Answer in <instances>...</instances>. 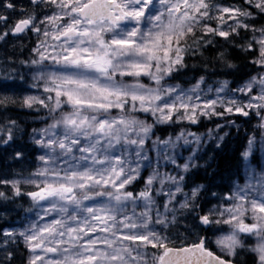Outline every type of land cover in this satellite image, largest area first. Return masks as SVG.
<instances>
[{
	"label": "snow or ice",
	"instance_id": "snow-or-ice-1",
	"mask_svg": "<svg viewBox=\"0 0 264 264\" xmlns=\"http://www.w3.org/2000/svg\"><path fill=\"white\" fill-rule=\"evenodd\" d=\"M29 3L36 7L42 3L51 6L52 15L38 19L33 11L0 34V40L9 32L15 36L31 31L37 36L38 46L33 52L39 58L32 61L37 66L34 79L44 82L46 93L55 94L54 98L51 95L47 98L54 99L49 111L61 114L46 128L34 130L39 135L34 142L44 153L38 157L41 167L24 182L36 187L28 193L39 209L36 220L18 233L5 230V243L0 247H6L9 239L15 242L16 236L21 237L30 253L27 264H149V260L152 264H232V260L206 247V237L180 248L169 246V237L161 228L167 229L177 222L178 209L174 205L178 202L179 210L195 214L194 219L198 217L201 225L221 232L215 240L221 253L235 257L237 250L243 249L254 254L255 264H264V180L255 191L251 183L243 187L235 185L225 194L224 203L215 204L200 215L203 206L196 201L202 186L193 187L189 195L184 191V174L198 166L192 161L207 141L182 132L177 141L185 146L197 145L183 164L169 154L170 149L178 146L177 141L152 142L158 154L155 166L145 150L157 124L184 120L196 124L201 117L233 112L247 117L251 113L246 109H252L264 129V73L253 76L237 89L228 90L226 83L221 84L215 89L216 98L204 101L199 94H190L197 93L198 85L178 91L162 83L165 77L184 67V54L189 51L186 42L195 37L198 27L202 25L205 34L223 37L227 42L232 35H239L241 28L250 29L240 17L255 13L243 7L214 5L207 0H29ZM245 3L264 14V0ZM3 7L15 10L11 0ZM213 9L219 15L212 16ZM8 19L0 15V23ZM214 19L218 21L215 28L205 23ZM229 20L233 23L229 24ZM251 30L259 36L254 35L247 47L257 46L258 55L253 63L264 67V26ZM49 37L55 43L49 44ZM193 43L199 47L212 41L199 37ZM223 56L221 53L219 58ZM126 77L133 82L127 83ZM142 77L154 81L156 87L143 84ZM229 92L243 93L247 102L234 95L226 99ZM16 102L0 98V105ZM37 103L49 107L36 96L24 97L21 107L32 108ZM65 106L68 111H63ZM136 112L151 114L153 122L138 119L132 115ZM8 124L5 144L12 139L15 121ZM4 132L5 128L0 126V133ZM219 139L222 141L223 137ZM252 143L250 139L241 159L245 171L254 175L250 161ZM161 159L174 166L173 172L159 170ZM149 167L152 172L144 178L142 170ZM140 179L144 180L141 191L127 190ZM8 183L15 189V195L21 194L20 181L0 180V184ZM157 196L163 200V212L157 205ZM180 196L183 200H179ZM249 219L251 223L246 222ZM245 238L254 243L246 247ZM149 246L159 254L149 253ZM11 259L12 253H8L7 264Z\"/></svg>",
	"mask_w": 264,
	"mask_h": 264
},
{
	"label": "trees",
	"instance_id": "trees-1",
	"mask_svg": "<svg viewBox=\"0 0 264 264\" xmlns=\"http://www.w3.org/2000/svg\"><path fill=\"white\" fill-rule=\"evenodd\" d=\"M234 1L242 3V0ZM250 9L255 15L247 18L246 23L253 27H262L264 14H259L254 7ZM200 37H203L205 41L211 40L212 43L200 44L198 47L193 43L196 38L189 39L185 45L189 51L184 54V67L172 73L173 81L185 85L203 77L206 81H224L230 87H235L259 72L261 66L253 63L257 57V47L255 44L253 49L247 47L251 41L249 29L241 28L239 35H232L227 42L225 38L211 34ZM35 44V39L30 37L21 39L20 42L5 49H0V87H16L17 84L22 88L27 87L28 72L24 70L27 59L31 61L32 55L26 59V52L32 53ZM221 53L224 54L223 59L219 58ZM228 65H232V67H228ZM13 100L17 101V99ZM21 103L17 101L15 104L0 105V125L15 121V131L8 143H4L7 135L0 133V180L24 177L35 170L38 146L29 137L31 130L40 126L45 119L60 115L59 111L55 113L49 111L52 105L49 107L41 105L39 110H31L21 107ZM232 118L233 120L225 124L222 129L223 140L218 142L220 147L216 146L217 143L208 144L205 149L195 155V164L198 166L185 174V189L193 185L202 186L196 201L203 206L200 213L205 214L213 205L221 203V200L224 201L225 194L231 192L233 184L241 181L244 166L241 153L244 152L250 135H257L259 120L256 114L251 113L247 117L241 114L233 115ZM214 125L215 121L211 119L206 122L200 121L198 125L183 122L156 125L153 130L159 137H166L177 134L183 128H185L184 130L205 131L208 128H213ZM17 153L21 155L17 156ZM252 156V160H254L256 154L253 153ZM142 176L145 178V174L142 173ZM143 181V179L138 180L127 190L138 193L143 188ZM19 189L21 194L15 195L14 190H8L0 184V193L4 194L0 196V232L2 227L18 222L19 219L33 211L34 202L28 195L29 192H32V188L20 186ZM213 193L216 195L213 196ZM189 215L185 226L176 224L167 231V234H176L177 237L179 232H185L184 244L196 242L203 235L207 240L210 236L209 233L213 232L211 226L202 227L198 223V217L194 219L195 214ZM178 245V240H171L169 246ZM245 245L250 246L249 239L246 240ZM206 246L212 249L210 242L206 241ZM8 253H12L10 264H25L29 251L24 243L12 241L7 247L6 254L8 255ZM222 255L238 264H255L254 255L246 251L238 252L235 257ZM5 264H7V260Z\"/></svg>",
	"mask_w": 264,
	"mask_h": 264
},
{
	"label": "rangeland",
	"instance_id": "rangeland-1",
	"mask_svg": "<svg viewBox=\"0 0 264 264\" xmlns=\"http://www.w3.org/2000/svg\"><path fill=\"white\" fill-rule=\"evenodd\" d=\"M207 2H209L211 4H214V5H220V6L243 7V8H247L249 10H251L250 9L251 7H254V6H250V5L246 4L245 0H242V3L238 2V1L235 2L234 0H207ZM35 10H36L35 13H36L38 19H43V17L45 15H52V7L49 6V5L43 4V3L40 4L39 8L35 7ZM210 14L212 16H214V17L219 15V13L217 11H215V9H213ZM247 18H249V17H240V19L243 20L245 23H246ZM205 23H209L211 27L215 28V27H217L218 21L214 19V20H212L210 22L209 21H205ZM228 23L232 24L233 22L231 20H229ZM221 27L225 31L229 30L225 26H221ZM251 28L259 29L261 27L250 26V29H249V33L251 35V39H252V37L254 35L255 36H259V33L258 32L254 33L251 30ZM48 30L50 32L52 31L51 29H48ZM31 35L36 40V44H35V47H34V48H36L38 46V38L33 32H32ZM204 35L208 36L210 34H205V32L203 31V26L201 25L200 27L197 28L196 33H195V37H189V39L198 38V37L204 36ZM29 37H27L26 39H28ZM40 39H43V36H41ZM20 41L21 40H18L14 44H16V43H18ZM48 43L52 44V43H55V42L51 39V37H49ZM14 44L6 43V39L0 40V49H5L6 47L14 45ZM33 49H32V53L29 52V51L26 52V55H27L26 59H27V57L29 58V55L30 56L32 55V57H31L32 60L31 61H29L27 59L26 68L24 70L25 72H28L27 77H28L29 81H27L28 82L27 83V87H23L22 88L18 84L16 85V87H14V86L0 87V98L8 97L11 100L17 99V101L22 102L23 98L26 97V96H36V97H39L41 99H44L46 104L51 106L54 103V99L52 101H49L47 98H48L49 95L53 96V98H54L55 94L54 93H46L44 91V82L42 80L34 79V76L37 73V66L33 65L32 61L35 60V59H38L39 57L37 56V54L35 52H33ZM6 51H7V49H6ZM49 51H51V48H49ZM257 55H258V51H257ZM45 63H47V61ZM261 73H264V67H260L259 72L257 74L248 77L247 79L243 80L241 83H239L235 87H230L224 81H218L217 80V81L211 82V81H206L205 79H201V78L195 80L192 83L182 85V84H179V83L173 81L171 79V76L170 77H165V79H164V81L162 83L166 87L167 86L176 87L178 91L179 90L187 91V90H190V89H193V88L197 87V85H198L197 93H190V94H192L193 96H195L196 94H199L200 97H201V101H204V100H207V99H215L216 95H217L215 89L219 88L221 86V84L226 83L228 90L237 89V88L243 86L246 82L250 81L253 76H259ZM118 79H119V77H118ZM125 81L127 83H132L133 79L131 77H126ZM141 82L143 84L149 86V87H156L155 82L150 80L148 77H142L141 78ZM210 88L212 89V91H209ZM258 90L259 89L257 87V91ZM220 95H225V93H220ZM233 95L235 96L236 99L244 100L245 102H247L248 97H246L243 93H235V94H233V93L229 92L226 95L225 98L226 99L227 98H231ZM253 95H255V93H253ZM194 102H196V101H194ZM253 102L256 103L257 101H253ZM40 107H41V105L37 103L34 107L29 108V109H31V110H39ZM68 110L69 109L66 106L63 108V111H68ZM217 110L218 111H222V109H220V108H218ZM246 110H248L252 114H255V110H252V109H246ZM113 115H116V110H113ZM132 115L136 116L140 120L146 121L147 123H152L153 119H154L151 116V114H149V113L136 112V113H133ZM233 115H240V114L233 112V113H225L224 116H212L210 118L209 117H201L199 119L198 123L192 124V125H198L200 121L206 122L207 120L213 119L215 121L214 127L213 128H208L205 131L184 130L185 128H183V129H180L179 132L177 134H175V135H170V136H166V137H159L153 130V132L150 134L151 139H148L146 141V144H145L146 154L151 159V161L153 163V166H155L157 158H158V154H157V151L153 150L152 142L157 140V139H159V140L177 141V137L182 132L183 133H193L196 136H200V137L203 138V140L207 141V143H205V144L200 146L201 150H203V149H205V147L208 144L218 143L220 141L219 138L221 137L222 129L225 126V124H227V123H229V121L233 120V118H232ZM59 116L53 117L51 119H45L41 123V125L38 126L34 130H36L38 132L40 129L46 128L49 124L53 123L54 120L57 119ZM256 117L259 120L258 132L256 133L257 135H250V137L247 140L246 147L244 149V151H245L248 148V142L251 139L253 141V143H252V148H251L250 161H251V169L254 172V175H251V173L245 171V164H244L242 179H241L240 182H235L233 184V186L231 188V191L234 189L235 185L239 184L241 187H243L246 183H251L252 185H254L255 188L253 189V191H255V190L259 189L261 181L264 180V129H262L260 127V124H261L260 118L257 115H256ZM44 118H46V117H44ZM181 122L191 124L187 120L176 121V122H173V123H181ZM167 124H171V123H167ZM167 124H157V125H167ZM217 125H222L223 127L220 128V129H217V127H216ZM0 126H3L5 128V132L4 133L7 135V128L9 127L8 122L3 123ZM34 130H31V133H30V136H29L32 141H35L36 139H39V135H35L34 134ZM209 130H212L211 133H209ZM14 131H15V125L12 127V134L14 133ZM177 145L178 146L176 148L170 149L169 154L176 156L177 163H179V164H183L185 162V160H187V158L190 156L192 148L193 147H197V145H195V144L190 145V146H185V145H183L182 141H177ZM200 151H198L197 153H199ZM43 153H44V150L41 149L38 146L37 155H36V159H37L36 160V168H35V170H33V172L31 174H29L27 176H24V177L6 178V179H1V180H4V181H20V183L18 184V187H20V186H28V187L32 188V191H35L36 187H35L34 184L26 183L24 181H26L30 176H32L33 173L36 172V170L39 167H41V162L39 161L38 157L40 155H42ZM253 153L256 154L254 160H252V157H253L252 154ZM192 162L195 163V159ZM160 163H161V167H160L159 170L161 172H165V171L173 172V168H174L173 165L165 164L162 159L160 160ZM151 172H152V168L151 167L142 170V173L145 174V178L148 175H150ZM250 175H251V179L249 178ZM1 185L6 187L8 190H14L15 191V189L12 186V184H10V183L1 184ZM195 186H197V185H193V186H191V187H189L187 189L184 188V191L186 193H189V195H190L191 189L193 187H195ZM143 187H144V181H143ZM142 189H140L139 191H141ZM183 198H184L183 196H180L179 200H183ZM156 200H157V205L159 206V210L161 212H163L164 211V209L162 207L163 200H161V198L159 196L156 197ZM85 203L87 204V203H90V202L86 201ZM221 203H224V201L221 200ZM174 206L178 209L177 212H176L177 222L175 224H170L167 229L161 228V231L163 232V234H165V235H167L169 237L170 241L171 240H178V244L179 245H183L184 244L183 241H184V238H185V235H186L185 232H179L178 236L176 237V234H171V233L167 234V231L170 230V228H173L176 224H179V225L181 224V225L185 226L186 221L188 220V217L190 215L184 210H179L178 202ZM32 210L33 211L30 212L29 214H27L24 218L19 219L18 222L14 223L12 225L6 226L4 228L2 227L1 232H0V246H3L4 243H5V239H6V237L4 236L5 230L14 231V232L18 233L19 231L23 230L25 225H27L30 221L36 220V213H37V211H39V209L34 205ZM137 211H140V209H137ZM48 219H50V217H45V220H48ZM168 219L169 220L172 219L171 215H169ZM246 222L251 223L252 221L249 219ZM198 223H199V221H198ZM158 227H160V226H158ZM211 230L213 232L209 233L210 236H209V238H207L206 241L211 243L212 249L214 251H216L217 253L223 254V253L220 252V250L217 248V246L215 244V240L217 239L218 236L221 235V232L217 231L216 228L212 227V226H211ZM223 230L227 231V226H224ZM247 239H249V243H250V246H251L254 243V240H252L250 238H245L244 242H246ZM15 241L24 243L23 239L21 237H19V236L15 237ZM11 242H12V240L9 239L6 247H0V264H5L6 258H7V254H6L7 247L11 244ZM186 245H187V243H186ZM247 246L248 245H246V247ZM147 251L149 253L157 252V254H159L158 250L152 249L151 246L148 247ZM240 251H244V250L243 249H238L237 253L240 252ZM37 252H39V250H37ZM50 255H52V254H50ZM29 256H30V253H28V257H27V259L25 261V264H27ZM149 264H152L151 260H149Z\"/></svg>",
	"mask_w": 264,
	"mask_h": 264
},
{
	"label": "flooded vegetation",
	"instance_id": "flooded-vegetation-1",
	"mask_svg": "<svg viewBox=\"0 0 264 264\" xmlns=\"http://www.w3.org/2000/svg\"><path fill=\"white\" fill-rule=\"evenodd\" d=\"M7 2H9V0H0V15H6L9 17L6 23H0V34H3L5 31H8L11 27L15 25L16 21H18L19 19L27 18V16L29 14H32L33 11L36 12V6L30 4L29 0H11V2L15 5V10L3 7V4ZM21 8H23L24 11H21ZM31 34V31H26L22 35L16 37L9 32V34L5 37L6 43L14 44L21 38H27L31 36Z\"/></svg>",
	"mask_w": 264,
	"mask_h": 264
},
{
	"label": "water",
	"instance_id": "water-1",
	"mask_svg": "<svg viewBox=\"0 0 264 264\" xmlns=\"http://www.w3.org/2000/svg\"><path fill=\"white\" fill-rule=\"evenodd\" d=\"M19 35V34H18ZM198 243V242H197ZM185 246V245H184ZM182 247V246H181ZM175 248H180V247H175ZM215 253V252H214ZM216 254V253H215ZM217 255V254H216ZM232 264H236V263H234L233 261H232Z\"/></svg>",
	"mask_w": 264,
	"mask_h": 264
}]
</instances>
